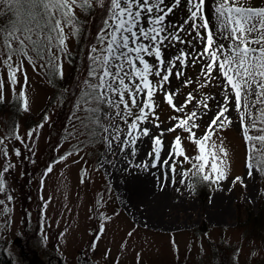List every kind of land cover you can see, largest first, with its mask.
Segmentation results:
<instances>
[{
    "label": "snow or ice",
    "instance_id": "obj_1",
    "mask_svg": "<svg viewBox=\"0 0 264 264\" xmlns=\"http://www.w3.org/2000/svg\"><path fill=\"white\" fill-rule=\"evenodd\" d=\"M77 10L100 17V27L87 44L85 68L71 93L72 125L66 139H75L77 145L46 167L40 189L55 164L79 156L83 145L99 140L109 151L115 144L124 154L127 167L122 171L152 175L161 191L173 187L183 196L176 187L177 174L178 183L193 194L201 185L223 190L230 176V153L219 134L234 125L246 146L247 178L264 176V0L256 4L252 0H0V103L7 85L19 107L30 110L25 64L44 71L50 82L63 79V61L72 55L69 41L86 31L87 22L79 19ZM197 66L196 76H188L187 71ZM201 77L199 89L214 85L219 92L197 100L190 91L177 104L180 89ZM193 101L200 111L186 112ZM164 103L177 115L162 127L157 110ZM49 120L45 114L26 136L14 126L0 137V215L6 218L14 200L6 180L16 167L12 157L21 158L27 150L26 158L31 159L28 142H35L34 134L38 136ZM179 132L186 135L182 138ZM169 134L175 135L166 145ZM185 140L196 155L187 154ZM141 153L139 162L133 163ZM185 163L190 167L184 168ZM86 176L82 168L81 183ZM244 179L232 178L228 190L237 183L246 188ZM99 218L102 222L90 251L105 232L103 221L112 216L100 212ZM43 238L47 240L46 233Z\"/></svg>",
    "mask_w": 264,
    "mask_h": 264
},
{
    "label": "rangeland",
    "instance_id": "obj_2",
    "mask_svg": "<svg viewBox=\"0 0 264 264\" xmlns=\"http://www.w3.org/2000/svg\"><path fill=\"white\" fill-rule=\"evenodd\" d=\"M259 2L252 0L254 4ZM74 45L75 38H71L69 50ZM25 67L29 78L26 94L30 110L25 112L20 107L16 108L17 115L12 113L11 105L19 103L6 85L3 102L0 103V137L11 133L14 126H18V131L26 136L30 129L43 121L45 114L50 120L38 136L34 134L35 142H28L32 149L31 159L26 158L30 155L27 150H23L21 158L12 157L16 167L6 176L14 200L8 205L12 211L7 218L0 215V239L6 241V252L14 263L28 264V259L23 256L36 250L46 264H80L81 258L94 264H264V180L260 175L254 179L247 178L246 146L238 126L219 134L230 153L229 181L223 183V190H217L213 185L204 199L186 190V185H180L179 174L176 187L180 188L183 196L173 187L161 191L156 179L146 172L135 171L130 175L122 171L127 167L124 154L119 153L115 144L109 151L107 145L99 140L83 145L79 156L73 155L68 161L55 164L44 188L40 189L41 174L46 167L65 151L74 150L77 141L66 139V130L72 125L71 114L62 137L57 143L52 139L60 101L54 97L48 104L53 91L47 75L42 70L33 71L27 64ZM68 69L69 63L65 60L63 74ZM198 72L199 66L189 69L187 74L195 77ZM202 80L201 77L196 84L181 88L177 104L190 91L197 100L205 94L216 95L219 92L214 85L199 89ZM16 92L18 94L19 87ZM157 101H160L159 96ZM195 103L193 101L186 112H199L193 107ZM42 109L45 113L40 118L38 113ZM157 115L164 127L169 123V117L177 113L164 103L157 110ZM232 117L235 119V114ZM178 134L182 138L186 135L183 132ZM174 135L165 137L166 145ZM184 144L190 157L197 154L191 143L185 140ZM53 146L51 154L49 150ZM11 147L10 143V151ZM143 155L141 153L133 163L139 162ZM77 160L80 162L73 163ZM183 167L190 165L185 163ZM82 168L87 172L84 183L80 182ZM236 176L245 177L247 187L237 183L229 191V183ZM139 182L148 188L143 186L146 192L142 191L137 197L132 188L141 189L142 186L137 187ZM41 196L44 200L40 199ZM49 198L46 210H42V204ZM100 212L112 216V219L103 221L105 232L95 250L90 251L89 246L102 222ZM130 231L133 235L128 237ZM44 233L47 240L43 238ZM107 250L110 253L105 257Z\"/></svg>",
    "mask_w": 264,
    "mask_h": 264
},
{
    "label": "trees",
    "instance_id": "obj_3",
    "mask_svg": "<svg viewBox=\"0 0 264 264\" xmlns=\"http://www.w3.org/2000/svg\"><path fill=\"white\" fill-rule=\"evenodd\" d=\"M79 19L82 22L86 23V31L84 32V35L75 38V45L74 48L71 51V57L68 59L69 63V69L66 74H63V79L56 78L52 82H48L50 86L52 87L53 96L48 99V104H51V102L54 100V97L56 99H59L60 101V110L57 114V118L54 121V129H53V138L55 143H57L58 139H60L63 133V129L65 127L66 122L69 119L70 114L73 111V102L71 93L76 91V84L78 79L80 78L81 72L85 68L86 58H87V44L89 41H92L94 38V35L98 28L100 27V17L99 16H90L86 13L80 12L78 13ZM67 89V91H65ZM63 93V95H61ZM13 109V114L17 115L18 112H16V108H20L19 104L11 105ZM46 109V108H45ZM45 109H42L38 113V117L42 118L43 114L45 113ZM92 143H97L92 142ZM54 147L50 149V153L52 154ZM264 180V176H262ZM213 185H201L195 190V195L199 198L204 199L211 191H212ZM239 202V201H238ZM258 215L256 214L255 217ZM249 219V217H248ZM6 241L3 239H0V264H16L14 263L13 258L6 252ZM25 260L28 259V264H46L44 261H42L41 257L39 256L38 251H29V255L23 256ZM24 260V261H25ZM80 264H94L92 261L86 258H81L79 260ZM48 264V262H47Z\"/></svg>",
    "mask_w": 264,
    "mask_h": 264
},
{
    "label": "bare ground",
    "instance_id": "obj_4",
    "mask_svg": "<svg viewBox=\"0 0 264 264\" xmlns=\"http://www.w3.org/2000/svg\"><path fill=\"white\" fill-rule=\"evenodd\" d=\"M138 186H142V188H141V189H137V190L132 188L133 191L135 190V192H136V193H135V196H137V197L142 193V191L146 192V191H145L146 189L143 190V186H146V187H147V185H146L145 183H141V182H139L138 185H137V187H138ZM137 187H136V188H137ZM147 188H148V187H147ZM138 190H141V191H138ZM139 192H140V193H139ZM137 197H136V198H137ZM140 199H142V198L140 197Z\"/></svg>",
    "mask_w": 264,
    "mask_h": 264
}]
</instances>
